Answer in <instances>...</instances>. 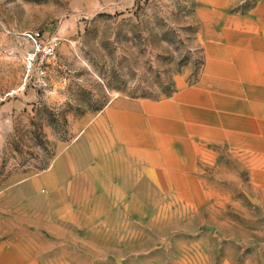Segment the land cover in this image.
<instances>
[{
	"label": "rangeland",
	"instance_id": "rangeland-1",
	"mask_svg": "<svg viewBox=\"0 0 264 264\" xmlns=\"http://www.w3.org/2000/svg\"><path fill=\"white\" fill-rule=\"evenodd\" d=\"M254 3L0 0V189L48 168L113 102L175 98L216 130L173 146L182 157L167 171L140 161L138 191L120 192V209L37 227L50 239L37 264H264L259 114L210 95L211 12ZM47 45L53 56L40 61ZM230 125L248 128V142L229 138Z\"/></svg>",
	"mask_w": 264,
	"mask_h": 264
},
{
	"label": "crops",
	"instance_id": "crops-1",
	"mask_svg": "<svg viewBox=\"0 0 264 264\" xmlns=\"http://www.w3.org/2000/svg\"><path fill=\"white\" fill-rule=\"evenodd\" d=\"M211 21L217 31L209 48L210 95L227 98L231 112L259 114L260 139L264 137V0H255L246 12H211ZM200 118L175 98L160 104H108L86 134L48 168L0 189V264H37L36 251L50 247V239L43 241L36 232L41 225L52 231L49 226L69 224L90 208L91 215L99 217L108 208L120 209L117 195L138 191L133 187L140 161L148 159L154 168L167 171V161L182 157L172 153L173 146L186 142L187 136L214 137L216 130H204ZM227 129L233 141L242 137L246 142L251 136L245 127ZM240 129L244 132L238 135Z\"/></svg>",
	"mask_w": 264,
	"mask_h": 264
},
{
	"label": "built area",
	"instance_id": "built-area-1",
	"mask_svg": "<svg viewBox=\"0 0 264 264\" xmlns=\"http://www.w3.org/2000/svg\"><path fill=\"white\" fill-rule=\"evenodd\" d=\"M35 35H37V33ZM53 53H54V47L52 45L44 46V48L42 49V55L40 57V61H43L45 58H49L53 56ZM21 89H22V85L20 87V90Z\"/></svg>",
	"mask_w": 264,
	"mask_h": 264
},
{
	"label": "trees",
	"instance_id": "trees-1",
	"mask_svg": "<svg viewBox=\"0 0 264 264\" xmlns=\"http://www.w3.org/2000/svg\"><path fill=\"white\" fill-rule=\"evenodd\" d=\"M173 92V90L172 91H170V93H172Z\"/></svg>",
	"mask_w": 264,
	"mask_h": 264
}]
</instances>
